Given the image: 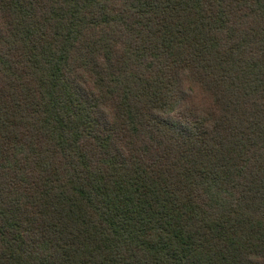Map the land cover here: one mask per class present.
I'll return each instance as SVG.
<instances>
[{
    "label": "trees",
    "instance_id": "obj_1",
    "mask_svg": "<svg viewBox=\"0 0 264 264\" xmlns=\"http://www.w3.org/2000/svg\"><path fill=\"white\" fill-rule=\"evenodd\" d=\"M0 264H264V0H0Z\"/></svg>",
    "mask_w": 264,
    "mask_h": 264
},
{
    "label": "clouds",
    "instance_id": "obj_2",
    "mask_svg": "<svg viewBox=\"0 0 264 264\" xmlns=\"http://www.w3.org/2000/svg\"><path fill=\"white\" fill-rule=\"evenodd\" d=\"M185 73H187V70H185ZM182 83L184 90L194 96V102L198 105V107L216 111L215 105L213 103V97L210 93H207L204 89H202L197 82L193 81L186 75Z\"/></svg>",
    "mask_w": 264,
    "mask_h": 264
}]
</instances>
